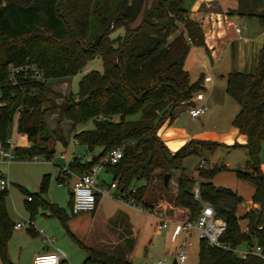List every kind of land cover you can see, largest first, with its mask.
<instances>
[{"label":"trees","instance_id":"16d2710c","mask_svg":"<svg viewBox=\"0 0 264 264\" xmlns=\"http://www.w3.org/2000/svg\"><path fill=\"white\" fill-rule=\"evenodd\" d=\"M179 24L183 31L171 39ZM203 45L200 25L189 18L183 0H151L148 6L145 0H0V146H8L6 140L17 113V130L29 143L13 147L21 158L41 155L51 159L54 150L43 142L60 130L63 120L70 121L72 127L92 120L93 128L76 132L74 140L89 152L95 147L100 151L90 160L73 156L66 170L60 168L58 181L66 175L87 174L110 149L120 148L122 158L104 169L124 201L152 208L144 199L153 178L166 173L171 178L178 171L170 219L194 220L203 205L210 204L215 215L227 223L220 236L222 244L233 249L242 243L249 249L263 245L264 170L259 153L264 143V43L253 72L231 71L225 79L226 93L238 104L232 125L246 136L243 147L248 153L245 169L234 171L238 178L253 184L251 201L257 208L250 207L237 216L241 196L212 184L211 179L226 165L198 163L197 179L183 166L189 155L239 144L190 139L172 152L157 134L163 123L175 118L180 105L192 104V97L202 90V79L192 82L184 62L191 46ZM96 57L102 61V70L84 74L76 93L63 96L47 86L48 79L75 75ZM49 95L62 101L57 104ZM45 103L48 105L43 106ZM50 110L57 113L51 131L44 120ZM136 114L138 119H127ZM115 116L118 119H113ZM59 140L66 144L62 136ZM47 183L44 175L38 193L24 190L30 198L25 200L26 208L32 214L37 206L48 208L64 224L68 218L64 209L43 197ZM160 190L167 192L169 181L166 186L162 183ZM6 194L7 188L0 189V262L16 264L7 250L15 222L5 207ZM240 219L247 221L245 231ZM31 223L29 228L34 231ZM74 239L87 253L82 264H133ZM197 264H264V260L253 254L240 256L200 239Z\"/></svg>","mask_w":264,"mask_h":264},{"label":"rangeland","instance_id":"374dc122","mask_svg":"<svg viewBox=\"0 0 264 264\" xmlns=\"http://www.w3.org/2000/svg\"><path fill=\"white\" fill-rule=\"evenodd\" d=\"M150 2L151 0H145V5L148 6ZM91 70H102V61L99 57L88 61L85 66L75 75L48 79L47 86L50 87L52 91L60 93L63 96L68 95L71 91L76 93L78 90L79 80L84 74ZM216 79L217 81H220L218 76ZM221 81L222 84H225L223 95L227 99V103H225L223 106L218 105L219 103L222 104V102H220L222 100H220L219 94L216 96L218 106L211 107L209 111L206 112L208 114V117H206L208 119L206 126L212 127L214 122L219 121L220 123H218L217 129H223L224 131H227L229 128L233 129L231 124L233 118L232 116H234L238 111V105L226 93V80L222 79ZM208 91L209 90H202L205 95L208 93ZM48 97L54 100V102L57 104L62 101L61 97L55 95H49ZM47 105L48 103H45L43 106ZM188 107L189 106L185 104L180 105V107H178L176 110V115H179L180 113L182 114L181 119L178 121L179 125L184 126L187 129H191L192 123L189 121L190 118L188 116ZM185 108H187L186 111L188 114L185 113ZM18 117V113L14 115L13 123L10 127V135L12 136L13 144L17 142H23L21 134L18 132L16 126ZM56 117L57 113L54 110H50L46 113L44 120L49 131H51L56 126ZM138 117L139 114H136L128 116L127 119L136 120ZM113 119H118V116H115ZM200 122L201 121L199 120L198 125H200ZM59 126L60 130H56L53 136H49L48 140L43 142L45 147L54 150V154L51 156V159L53 160H47L43 158L38 160L14 158L13 160L9 161L7 159L0 158V177H3L8 182L7 194L4 200L7 213L14 222L23 221L25 223L20 230H14L8 240V255L9 258L16 264H33L31 259L32 252L34 250L41 249L43 245H47V243L44 244V241L49 242L51 240L54 241L56 246H59V248L65 251L67 256V262L65 264H81L85 258L82 255V247H80L74 238L77 240H83L85 238L84 236H87L92 218L91 212H82L80 214L72 215L70 211V200L73 178L70 175H66L62 181H58L57 178L60 168H63L64 163L68 160H71L73 156L77 155L81 156L83 160H90L93 155L98 154L100 148L95 147L93 152H89L85 146L74 140V135L76 132L83 129L93 128L92 120H88L82 124H76L75 127H72L70 121L63 120ZM61 136L67 142V145H63L59 140ZM213 141L219 142L218 140ZM61 154H65L66 159H61ZM259 157L261 167L262 163H264V143L261 144ZM247 160L248 153L246 148L240 146H220L214 152L203 151L201 155L192 154L185 157L183 159V166L186 170V173L190 177L197 179L198 176L195 168L197 167L198 163H201L204 166L226 165L227 168L225 170L219 171L211 179L212 184L215 186L226 187L236 192L238 195L242 194V196H245V193H247V191L251 188H253L254 192V186L250 181L238 178L234 170H244ZM44 175H47L48 183L43 197L46 201L55 203L64 209L68 217V220L64 224L59 218L53 216L48 208L37 206L33 214L30 213L26 208L25 200L29 194L24 192V190H31L32 192L38 193L42 177ZM177 175L178 171H174L173 177L176 178ZM102 180L106 182V184H109L111 181L110 174H108L104 168H102L98 174V182H101ZM159 186V183H157V186H151L148 188L144 199L145 202L154 200L153 197L157 196L160 191ZM196 189L197 184L195 185V190ZM102 198L104 199V201L102 200L104 206L102 210L103 219L101 221L114 227L116 226V223L120 221V214H115L117 202H115L114 198L109 196H102ZM124 202L132 204L130 201ZM159 208L165 211L168 208V205L165 204ZM245 208L246 206L244 202L238 204L236 208L237 216L241 217L245 213ZM127 211L129 212L134 225L139 228L140 233V238L135 244V251L137 255H135L133 259L134 263L146 264L153 259H162L165 257V253L169 251V255L167 256L168 258L165 259L166 262L170 264L177 253L176 241H173L170 238V223L168 222L167 228L157 232V217L155 218L147 212H142L136 208V206L127 207ZM30 220L33 222L32 228L34 231L30 230L29 228ZM240 221L241 224L244 225L245 220L240 219ZM105 224L103 226H99L100 229L97 227L98 230H93V232L97 233L100 230H104ZM38 230H42L43 233H39ZM198 234L199 233L196 229H192L189 233L188 244L186 247L187 257L185 264H197L198 262V250L200 242V237ZM108 241L110 243L113 242L114 239H110ZM109 246H113V244L106 243L104 245V250H97L108 253L107 251H109ZM245 247V243H242L239 245L238 250H244ZM66 250L70 253H67Z\"/></svg>","mask_w":264,"mask_h":264},{"label":"crops","instance_id":"0c3cea01","mask_svg":"<svg viewBox=\"0 0 264 264\" xmlns=\"http://www.w3.org/2000/svg\"><path fill=\"white\" fill-rule=\"evenodd\" d=\"M183 1L184 6L188 11L189 18L196 21L200 25L204 39L203 46L190 47L189 52L185 58L184 68L189 73L192 82L196 81L198 78H201L202 90H209L206 95L202 92V101L194 102V104H206L207 111H209L211 107H217L218 105L223 106L225 103H227V99L223 95V89L225 84H222L221 80L226 79V76L229 72H253L257 65L259 50L264 43V21H262L261 19V17H264V0ZM139 20L140 17L135 23L138 24ZM182 31L183 25L179 24L177 31L172 34L170 38L172 39L176 35L180 34ZM217 76L220 78L221 82L217 81ZM218 94L220 96V100H222L220 101L222 102V104L219 103L217 105L216 96ZM186 110L187 108H185V113L188 114ZM206 112L200 115L202 116H199L200 118H192L190 115H188L190 118L189 121L192 123L191 129H187L186 127L178 124V121L181 119L182 115L180 113L179 115H176L171 122L163 123L158 129L157 134L172 152L176 151L190 139H200L209 141L218 140V143L226 144L228 146L237 143L240 147H243V145L246 143V136L244 134L239 133L237 128H235L233 125V129L229 128L227 131H224L223 129H217L218 123H220L219 121L214 122V125H212V127L206 126L208 120L206 118L208 117V114ZM199 120L201 121L200 125H198ZM21 138L23 139V142L14 143L13 147L28 146L29 143L26 135L21 134ZM63 145H67V142ZM261 170H264V163H262L261 165ZM70 176L73 178L72 182L74 183L76 176ZM1 178L3 177H0V179ZM168 181L169 190L167 192L160 190L157 196L153 197V201H144L146 204H150L152 208L146 209L144 207L145 209L142 212H147L155 218L157 217L158 222L160 217H164L171 225V238L175 224L179 223L170 219V213L173 204V195L175 194L177 189V180L172 176L171 178L169 177ZM101 182L106 184V182H104L103 180ZM157 183H159V185L161 186V184L163 183V177L161 178L160 176L156 175L153 178L149 188L151 186H157ZM28 191L32 192L31 190ZM252 194L253 188L249 189L247 193H245V196H242V194H240V196H242L241 202H244L246 206L245 212L250 207H258L257 204H252ZM102 196L105 195L98 194L96 208L94 211L91 212L92 218L87 236H84L85 238L83 240L78 241L87 247H92L100 250H104V245L106 243L113 244V246H109V251H107L109 254L124 258L135 264L133 260L135 255H137L135 251V244L140 238V233L139 228L134 225V222H132V218L130 217L129 212L127 211V207H134V205L126 203L124 201H119L114 198L115 202H117V206L115 207V214H120V221L116 223V226L112 227L110 224H105L101 221L103 219L102 210L104 206V199L102 198ZM165 204L168 205V208L163 211L159 207L164 206ZM104 224V230H100L97 233L93 232V230H98L97 227L103 226ZM239 224L241 229L245 231L247 221L245 220L244 225H242L241 221L239 220ZM160 231L161 230H157V232ZM38 232L41 234L43 233L42 230H38ZM110 239H114V241L109 243L108 240ZM44 242V244L47 243V245H43L41 249H37L32 252V262L34 255L44 252H59L62 255V262L64 264L67 262V256L65 251L59 248V246H56L53 240L49 242ZM238 247L237 254L240 256H242L241 252L247 250L248 248L246 246L244 250H238ZM67 253L70 252L67 251ZM82 253L83 257H86L87 253L85 249L82 250ZM168 255L169 251L165 253V257L162 259L166 261L165 258H168ZM153 260H150L146 264H150ZM175 260L176 256H174L170 264H174ZM83 262L84 260L82 261V263ZM0 264L2 263L0 262Z\"/></svg>","mask_w":264,"mask_h":264},{"label":"built area","instance_id":"2783aa9c","mask_svg":"<svg viewBox=\"0 0 264 264\" xmlns=\"http://www.w3.org/2000/svg\"><path fill=\"white\" fill-rule=\"evenodd\" d=\"M37 78H40V74L37 73ZM203 93L198 92L192 98V104L188 105V113L192 118H197L200 115L204 114L207 111V105L204 103L194 104L195 101H202ZM7 147H0V158L7 159L9 161L14 158L23 159L17 157L13 152V143L12 138L9 136L6 140ZM62 159H66L65 154L60 155ZM123 156V152L120 148L110 149L106 155L95 164L87 174L75 175L76 179L72 185L71 192V207L70 211L72 215L81 213V212H92L96 208L97 200L96 195L102 194L115 198L119 201H124L121 196L116 192V183L110 182L105 184L98 182V174L105 165L117 163ZM40 158L46 159L44 156H32L30 158L38 160ZM53 160V159H51ZM70 160L64 163L62 169L66 170L68 168V163ZM8 182L4 179H0V189L7 188ZM195 197L197 198V189L195 190ZM28 199H30L28 197ZM134 205V204H133ZM139 210L144 211V208L140 205H134ZM23 221H17L14 223V229L19 230L24 226ZM30 224V222H29ZM168 221L164 217L159 218V222L156 225L157 230H162L167 228ZM227 228L226 220L223 217L215 215L214 209L210 204H204L199 216L191 221L179 222L176 223L171 239L176 241L177 253L175 264H185L186 261V247L188 244V236L192 229H196L199 233L200 239H205L209 245L218 246L224 249L233 250L237 253V248L233 249L227 245H224L220 242V236L225 232ZM242 256L247 254H253L262 260H264V244H256L252 248H247L241 252ZM62 255L57 252H44L38 253L33 257V264H61ZM150 264H169L164 259H157L151 261Z\"/></svg>","mask_w":264,"mask_h":264},{"label":"water","instance_id":"95a60500","mask_svg":"<svg viewBox=\"0 0 264 264\" xmlns=\"http://www.w3.org/2000/svg\"><path fill=\"white\" fill-rule=\"evenodd\" d=\"M169 177H170V174H168V173L163 175V185L164 186H166L168 184Z\"/></svg>","mask_w":264,"mask_h":264}]
</instances>
